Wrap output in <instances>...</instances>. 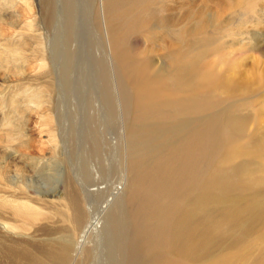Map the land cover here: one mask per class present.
<instances>
[{"label":"bare ground","instance_id":"1","mask_svg":"<svg viewBox=\"0 0 264 264\" xmlns=\"http://www.w3.org/2000/svg\"><path fill=\"white\" fill-rule=\"evenodd\" d=\"M14 1L15 0H0V4H3L4 6H6L7 8L5 9L9 10L10 7H13ZM42 1L43 3L45 2L44 0ZM63 1H66V4H64L65 7L63 8L62 12L61 10L57 9L59 5L57 7L55 5L56 10H58V12L55 10L57 14L56 12L52 13V11L50 12V14H48L49 12L47 11V9L45 10L46 13L48 12L47 14L49 15L48 19L46 18L48 20L47 22L48 28L55 29L57 33L59 32V35L57 36V40L55 41V44H53L54 48L56 49H54L53 51H51L52 48H50L49 39L51 36L52 38H54L55 35L52 32H50L48 28H47V31L49 33L46 32L45 34H42V32H37L38 31V28L36 26V21H37L36 16L37 15L35 16V12L33 10L34 5H32L33 4L32 0H21V2L23 3V5H25V8H26L25 16L23 14L24 12L20 13V11H19L20 14L16 13L15 15L14 13L15 16L11 18H7V19L4 17H1L0 15V64H2L3 61L8 62L7 65L12 64L11 67L9 66L6 67V64L5 66L3 65L4 67L7 68V70L5 71L3 70L5 68L2 69V71H4V74H5L4 77L9 76V73L7 72H11L12 74H15V75H23L24 78H26L27 80L23 82L25 83L24 85H26L27 87V94H26V97L21 98V100L25 99L27 100V102H33V103L35 102V105L37 106H39L40 104L39 102L45 101L50 96L49 92L50 90H52V88H54V87L51 88V85L45 82V80L44 81L42 79L37 80L44 75L43 72L42 74H38V72L39 71L41 72V70L47 71L48 69L56 68L57 73L55 74H57V76H59L60 79L64 80V86L68 85L71 82V78L69 76H72L75 79L84 77L85 79H87V82L92 81V78L88 76L91 73H89L88 70L87 72L85 71V69H87L86 67H84V71H83L84 73L86 72L85 75L81 73L82 70L80 68H83V67L81 66L77 67V64H80V65L82 64L81 59H82V55H83L82 53L84 50L80 51L82 48H79L77 46V40L79 38L77 37L78 36V27H77V20H78L77 16L78 15L76 13H78L77 7L82 6V4H85L84 0H63ZM156 2L157 0H93L92 10L94 11L93 7L95 4L96 9L94 13L97 19V24L96 23L95 24L98 26V29L97 30L92 29V30L93 31L95 30V32H99L100 35H102L101 44L103 48L105 47L104 49H102V52H101L103 54L99 56L96 53L97 51L95 50V47L89 45L88 42L85 44H88V48L89 46H91L90 47L91 53L94 55L93 62H94V59L97 60L96 63L93 64L94 68L96 69L99 65V67L101 68L100 71L102 69L103 71L107 70L106 73L104 72L105 74L100 76L101 77L100 82L97 85L98 87L97 93L95 91V93L97 94V99H94V101L95 102L97 101V103L101 102L100 104L103 105L102 108L104 109L108 108L109 106H111L110 104L114 102L116 103L117 101L118 104H120L122 108L125 109V111H127L129 107V102H131L130 104H132V106L129 109L132 110L133 112L132 114H134V119L146 118V117L147 118L148 117L160 118V117H164L167 114H170L171 117H174V116L176 117L180 113L190 114L192 111L194 112V111L210 109L211 106L213 108L214 106H216L213 104H215L216 101L221 100V99L222 100L235 99L241 96H245L247 94H250L255 89H257L259 86L264 84V72L258 71L257 64L253 66L245 67L244 60H243V63H241L242 62L241 61L238 63L226 64L225 66H223L222 70H219V71L212 70L208 65H205V66L201 65L199 63V60L198 62H191L196 59H194V57H192L193 60L192 58L190 59V54L193 51V50L192 51L190 50L192 48L191 45H189L190 42L197 41L200 39L203 40L205 36H207L208 38V35H206V29L210 27L211 24H216L219 21L218 17H220L221 15V13L215 11L214 13L209 12L210 13L209 16L207 15L208 12L207 13L205 12L206 13V16H205L204 9H197L191 5L183 6L184 7L183 14H180V12H177L179 15H177L174 18L173 17L171 18L170 20L171 30L166 32V34L164 33L167 36V39L166 41H164L165 43H163L165 47L178 44V50L172 55H170V60H171L170 64L171 65L181 64L182 59H186L185 65L188 68V75L187 74L181 75L180 72L176 74H170L169 77L171 79V83H170L171 86L169 82L167 81L169 79L166 80L164 78L165 75L160 76V77L153 75L149 61L139 56V54L142 55L144 53L139 51L138 46L131 45L130 35L134 33H143L144 35L149 36V34L155 35L159 32V30H156L153 27L151 22L152 21L163 22V21H167V19H164V16L162 15L161 11L154 10L152 8L156 4ZM185 2H188V1H185ZM62 3L63 2L61 1V3L59 4H62ZM47 4H50V3L45 4L46 7L48 8L49 5L47 6ZM247 4H249V2H247ZM51 5L53 6V4ZM222 5L223 4H217V9L223 10ZM87 6L89 7L88 4ZM224 7L225 9L229 8L228 5H225ZM84 8H86V6ZM41 15L43 17V14H40V18H41ZM48 15L44 17H47ZM196 17L198 19L197 21H196ZM92 18H89V19L91 20ZM43 19L44 18H42V20ZM44 21L46 22V20ZM83 21L84 20H82L81 23ZM86 24L88 25V23ZM40 25H43V24H40ZM43 26H44L43 29L47 27V25L45 26V23ZM6 27H8L7 29L9 31L6 29ZM18 27L19 29H17ZM83 27L81 29L82 31H84ZM10 28H13V29H10ZM6 30L8 31V33H6L7 32ZM11 30H13L14 32L12 31L13 34H11L10 37L11 36L14 38L16 37L17 39L9 41L8 38L5 36H7L6 34H8V37H9V33H11L10 32ZM47 34L49 35L48 36L49 39L47 37ZM82 36H85V35H82ZM76 37L78 38L77 40H76ZM93 37L95 36L93 35ZM47 41H48V44H47ZM46 44L49 46H47ZM83 46L84 45L80 47H83ZM187 46H190L191 48L189 49ZM186 47L188 49H186ZM57 62H59V66L57 65ZM102 65H104V67ZM0 68H1V65H0ZM77 68L80 70H78ZM172 72L174 73V71ZM110 77L113 78L115 86H116L117 99H115L114 102L112 101V96L109 92V89H107V85L109 84L108 80ZM54 79L56 80V78ZM55 80H53L54 83H55ZM20 81H23V80H20ZM84 82L86 83V81ZM21 83L20 84L18 83V85L21 86ZM54 83H52L53 86H54ZM82 83H80L79 84L80 86H77L78 88L76 89H79L82 86L83 89L85 90L84 87H86V85L83 86ZM175 84H177L176 89L173 88V85ZM34 85H37V86H34ZM178 85L186 89V96L181 97L178 100L172 99L171 97L172 94L178 91ZM71 88L74 91H76L75 87H71ZM57 89L58 91L62 90L61 88L60 89L57 88ZM81 89H79V92ZM56 90H54V92ZM74 91L72 92L74 93ZM22 92H19V94L21 95ZM76 92H78V90ZM79 92H78V95H81L83 93V92L82 93L80 92L81 94H79ZM176 94L178 95V93ZM74 99H76V97H74ZM78 105L79 104H77V106ZM75 108L77 109L78 107H75ZM108 109L110 110V108ZM81 110L83 111V109ZM81 115H83V113ZM215 116H218V115H215ZM261 117L262 115H258L257 117H254V120L252 121V119L241 120L238 118L233 119L234 117L231 119L229 117L222 118V116L221 117L219 116V117H216L217 118L216 120H213L210 123H203V124L196 123V125H192V126L191 124L190 125L187 124L186 120L183 122H177L179 129L178 130L175 129L176 130L175 133L179 137L176 140H174L171 137L172 139L169 143L170 146L168 148H165V147L160 148L162 145L158 143L160 145V147L158 146L159 147L158 151L151 156L150 160H152V166L153 164H159L160 166L157 168H152L150 170L149 169L146 170L145 169L146 166H144V168L142 167L140 170H138L139 171L138 176L133 175L136 173L135 171H134L135 173L131 174L133 175V177H138L137 180L135 179L137 182L142 180L144 177L148 179L147 186H146L144 193L141 192L143 191V189L139 188V186L142 187L141 186L142 183L141 185L134 184L133 186L134 192L132 191V188H131L132 186L129 188V191L130 192L132 191V194H134V195L132 194L131 195L134 197L137 196V194L135 196V192L136 193L141 192L142 194H145L146 196L144 200L139 199L142 202L138 204L137 206H135L134 208H132L130 210L131 212L130 211L128 212L130 214L132 213L130 217L132 219V222L136 224L135 227H137V225L139 226L138 223L142 225L144 221H147L148 223V221L153 218L152 209L156 208V206H158V203L161 202L159 199L165 198V200L169 203L166 206V211H164L165 215L160 219L158 217V219L160 220V225L159 223L158 224L156 223L157 225L156 224L155 226L153 225L154 227L152 226L150 229L148 228L146 229V231L148 232L146 234L148 235H147L145 242L143 241L144 242L143 243L142 241L139 242L136 240L135 242L133 240L131 241L133 242V245L130 244L131 245L130 246V249H131L130 257L132 258L129 259L128 261H124L122 257H119L117 254L116 255L122 260H114L113 253L115 251L122 253L123 250H126V247L129 249L128 247L129 245H126L124 243L125 242L124 237L126 233H128L129 235L130 232H127V231L125 232L124 228L117 227L116 225L114 226V224L112 227H109V222H108V225L106 224L109 228L106 226L107 228L105 227L106 229L104 230L100 226L101 225L100 220L102 217L101 218L99 217L100 220L98 221L97 219L99 218L95 219L96 214L95 215L93 214L94 216H92L91 214L90 216V214L88 213L87 216L83 217L79 213L82 211L81 210L82 208L80 209V206H82V204L79 203L80 200L78 201L77 204L74 200V197H77L76 196L77 193H75L73 189L71 190L69 189L70 183L74 182L71 180L72 178L69 179V177H66L68 178L69 181L70 180L72 181V182H69V185H67L69 191H67V187L65 189L66 192H64L65 191L64 189H63L64 191L61 193L59 191H56V192H59L60 195L57 194L58 196H55L54 197L55 199L48 200L49 199L48 197L47 199L43 197H37L36 195H33L34 197H32V195L28 194L29 190L28 192L25 190L27 189L26 186L28 184L25 185L24 182H22L21 180L17 181L14 179V176H12L13 172L16 174L19 172L20 167L17 165V163L12 160L10 161L11 163L8 164V163H5V160H4L5 158H2V160H4L3 162L0 159V162H2L0 163V213L4 212L6 214L7 213L9 214V215L7 214L8 216H5L4 213H3L4 216L0 215V224L4 228V229H0V232L2 233L3 231L5 234L4 239H2V237L0 239V264H239L240 261L247 258L248 252L251 249V245L254 246L253 259L244 264H264V190L250 191V188L254 184H259V186L264 184V128L260 126ZM85 118H88V117H86L85 115ZM85 118L83 117V120ZM88 121H89V118H88ZM88 123H87V126H88ZM91 123H92V120H91ZM92 125L93 124H91L90 127ZM172 127L173 126L171 125L170 126L171 129L167 128V130L170 129V131L171 130L174 131V128L172 129ZM92 128H88V129L92 131ZM166 134L168 133L166 132ZM50 135L51 134H48V136ZM50 138L51 137H48V139ZM84 138L85 136L83 137V139ZM159 138L163 140V138L161 137ZM80 139H82V137ZM87 139L90 140V137L89 138L87 137ZM53 140H55L54 137H53ZM79 141H80L79 144L81 145V140ZM51 142L49 143L51 144ZM21 143H20V146L23 147L26 142H21ZM53 146L55 145L53 144ZM87 146L88 145L84 146L85 149L87 148ZM96 147H98V145ZM83 149L82 151L84 152ZM55 150L53 151L55 152ZM103 150L100 152L102 153L105 151ZM53 151H49L48 153L50 152L54 153ZM22 152L23 151H20L21 154H23ZM83 154L84 153H82L81 155L83 156ZM85 155H86V152H85ZM52 157H55V156H52ZM242 157H246V160L252 159V161L250 163L244 162L243 165H241L242 167L239 170H235L236 172H235V175L233 176L232 169L229 170L227 166L230 163H232L234 160L236 161L237 159H240ZM88 158L90 160L91 157L89 156ZM136 158L138 159V161L140 160L138 157ZM49 160L53 161L52 159H49ZM74 160H80V159L78 158ZM101 160L102 159L100 158V161ZM55 161H58V160H55ZM71 162L72 161H70V163ZM73 162H76V164L78 165L79 164L81 165V163L82 164L84 163L83 160L81 161V163H77V161H73ZM100 163L103 169L105 167L108 168L107 164H106L107 166H105V164H102V162ZM48 164L49 162L47 161V166ZM56 164H59V162H57ZM76 164L74 167H76ZM103 165L105 167H103ZM85 166L83 168H85ZM133 167L135 168L134 165ZM107 168L106 170H108ZM73 169H77V167ZM78 169L77 171H79ZM32 170H29V171H32ZM38 171L42 172V170H38ZM77 171L75 170V174ZM95 171H91V172L94 173ZM129 171L127 173L131 172ZM78 173H80V171ZM87 174H85V176ZM76 175L72 176V177H75V181L78 180V177H80L81 173L79 176H76ZM91 175L93 174L91 173ZM82 177H84V175ZM231 177L233 178L234 181L228 180ZM127 179H130V178H127ZM131 179H134V178L131 177ZM138 179L140 180L138 181ZM79 182L80 181H78V183L76 184H79ZM130 182H128V185ZM125 183H126V179H125ZM71 185H74V184H71ZM86 185L88 186V184ZM130 185H133V183L132 184L130 183ZM80 186H83V185L80 184ZM93 186H94V183H93ZM78 187H75V188H78ZM92 188L93 187H91V189ZM81 189H83V187ZM81 189L79 190L81 191ZM215 189L218 192H215ZM83 191L85 190L83 189ZM97 191H101V189ZM193 191H198L196 193L197 198L193 200H189V202L185 206L183 201L188 200L189 195ZM89 193H90V190H89ZM214 193L217 195L218 194L221 195V198L226 203L225 204L226 208H224L225 210L222 212L223 214L221 217L212 220V219H209L210 217L208 218L209 216L208 214L210 213H207L204 211L210 204L209 198L211 196L209 195L214 194ZM98 194L96 196H98ZM96 196L93 199H96ZM78 197H77V200L81 198V197L79 198ZM139 197H141L140 194H139ZM170 197H173V199L168 201V199H171ZM130 198L132 197H129V200ZM116 199L118 198L116 197ZM137 199L138 198H136V200ZM118 200H120V198ZM129 200L127 199L128 202L133 204V202H131V200L133 199H131L130 201ZM49 202H54L56 204V207L54 209L52 208L54 211L55 210L66 211L68 212V217L70 213L72 218H70V220L68 221L71 222V225L75 223L76 221L79 222L80 220L78 219H81V220L82 218L84 219L81 224L82 230H81V233L79 234L80 238L75 239V240L73 239L75 242L72 241L76 244V245H73L72 250L68 249L67 247L68 245L66 244V242L62 243L63 240L61 241L60 239L59 240L61 242H43V241L41 242L40 241L39 243H35V242L33 243L30 240L22 241L23 238L21 240L16 239L19 237L16 235L17 233L26 234V235L30 234L31 236H34L35 231L33 230L34 234L32 235L31 232H28V230H30L35 225L32 223L33 226H31V224L29 225L28 222L26 221H29V220L37 221V220H40L42 217H44L46 214H48L50 210H52L50 209L52 205H50ZM115 202H118V201H115ZM83 203L86 204L88 202L84 201ZM125 203L127 204V202ZM130 203H128L127 205L129 206ZM134 203L136 205L135 201ZM78 204H81V205L79 206ZM112 204L114 203L112 202ZM180 205L182 206L184 205L185 208L184 209L180 208L179 210L178 206ZM86 206L88 205L86 204ZM105 206L103 207V209L105 208ZM78 207L81 211L78 210ZM110 207L108 205V209ZM118 207L120 208L121 205ZM103 209H101V214H103L102 212ZM218 209L220 208H217V210ZM98 211L100 210L98 209ZM181 212L182 213L184 212V213L181 215L180 214ZM200 212H203V213H200ZM91 213H93V211ZM214 213H212V215H214ZM59 214L57 215L59 216ZM178 214L180 216H177ZM216 214L215 216H217L219 213L217 215ZM110 215L113 216L111 213ZM126 215L127 214H125V216ZM125 216L121 217L120 220L124 219L126 221L127 219L125 218L128 216L126 217ZM103 217H105L104 214H103ZM191 217H195V218H191ZM22 218L24 219L22 220V223L25 221L24 224H20ZM53 218L55 219V217ZM57 218H60V216ZM113 219L115 223L116 220L115 218ZM48 220H49V217H48ZM105 220L102 219V223H105L104 222ZM129 220L130 219H128V221ZM107 221H111V219L106 220V222ZM252 222L256 223L255 230L253 232L248 229V231L250 232H245V234H243V236L237 239L236 241L230 242L225 239L224 236L230 233L229 229H231L233 226L234 227L236 226L237 228L239 224L241 223L250 224ZM37 223L39 222L37 221ZM130 223L131 222L129 223L126 222V224L125 223L124 224L125 225L128 224L129 226ZM26 224H28L27 225L28 227H26ZM53 225L52 227H56L55 225L54 226ZM76 225L78 224L76 223ZM151 225L152 223L150 224V226ZM173 225L174 226L177 225L178 229H175L176 231L174 230V232L172 233L171 229ZM29 226L31 227L30 229H29ZM38 227L39 226H37L36 229H38ZM140 227H137L135 229L137 230L134 233L135 237L137 236L139 238H142L140 236L143 234V231L145 229L139 232L138 230L142 228ZM44 229L45 228H43V231ZM100 229H102V231ZM71 230H74L73 233L76 232L74 228ZM104 231H106V233H104ZM103 234H105V236H103ZM134 235L132 236L134 237ZM257 237L260 239V243H259L260 247L255 246V244L258 242ZM104 238L107 239L108 241V244H109L108 250L106 249V245L102 243ZM139 238L137 240H140ZM221 238H223L221 247L220 248L217 247L218 249L216 250L214 249L212 250V252L205 254L204 252L205 247L208 246L209 244L211 245V243H214L217 239H221ZM155 247H157V250L160 252L158 254L156 253L151 254L150 252L151 251L153 252ZM214 247L216 248V246ZM144 253H147L149 255V260L147 259L148 261H143L145 256L142 257V255ZM93 256H96V258L95 257L93 258ZM78 259L79 260L84 259V260H82V262H77Z\"/></svg>","mask_w":264,"mask_h":264},{"label":"rangeland","instance_id":"2","mask_svg":"<svg viewBox=\"0 0 264 264\" xmlns=\"http://www.w3.org/2000/svg\"><path fill=\"white\" fill-rule=\"evenodd\" d=\"M44 1H45L44 2L45 4L50 3V4H47V6L48 5L50 6L51 4H53L54 7L51 5L52 7L50 6V8H49V6H48V8H49L48 9L42 0L41 1L40 0H32V2H33L32 5H34L33 10L35 12V16L36 15L38 16V17L36 16V20H37L36 26L38 28L37 32H42V34H45L46 32L49 33L47 31V28H48V23H47L48 20L47 19L49 17L48 14H50L51 11H52V13H55L56 11L58 12V10H56V8H55V5H56V7L59 5L57 7V9L61 10V12H62L63 8L65 7L64 4H66V1H63V0H61L63 2L62 4H59V3H61L60 0H58V1L57 0H44ZM185 1H188V2H185ZM247 2H249V4H247ZM17 3H19L20 5L22 4L21 7ZM84 3L85 4H82V6L77 7L78 13H76L78 16L80 15L79 17L77 16V18L79 20V21L77 20V27H78V36L77 37L79 38L78 39L76 37V40L78 39L77 40V46L79 48H82L80 51L84 50L83 53L81 52L84 55V57L82 55V59H81L82 64L81 65L77 64V67L78 66L83 67V68H80V67L79 68L82 70L81 73H83L84 75L87 72V70L89 71V73H91L90 75H88L89 73L87 74L90 78H92L91 82L90 81L87 82V79H85L84 77H82L83 79L82 78L75 79L72 76H69L71 78V82L68 85L64 86V80L60 79V77L57 76V74H55V73H57L56 68L55 69H48L47 71L41 70V72L39 71L38 74H42V72H43L44 75L37 80H40V79H42L43 81L45 80V82H47L48 84L51 85V88L52 87H54V88H52V90H50V92H49L50 96L45 101L39 102L40 104H39V106H37V105H35V102L34 103L33 102H27V100H25V99L21 100V98H25L26 94H27V87H26V85H24L25 83H23V82L27 81L26 78H24L23 75H15V74H12L11 72H7V71L6 72L9 73V76H7V77L5 76L6 77L5 78L4 77V75H5L4 71L7 70V68H6L7 66L11 67L12 64L9 63L10 65H7L8 62H5V61H3L2 64H0L1 65V68H0L1 69L0 70V157L1 158L0 159L2 160V158H5L4 159L5 163H8V164L11 163L10 161H12V160L17 163V165L20 167L19 172L17 174L14 172L12 174V172H11V174H12V176H14L15 180H17V181L21 180L22 182L25 183V185L28 184L26 186L27 189H25V190L27 192L29 190L28 194L32 195V197H34L33 195H36L37 197H43V198L48 197L49 198V199L47 198L48 200L55 199L54 197L58 196L57 194L60 195V193L66 189L67 185H69V182L74 181L75 183L74 182L70 183V185L71 184H74V185H71V186L69 185V187H70L69 189L70 190L73 189L75 191V193H77L76 196L81 197V198L78 197L79 198L78 200H77V197H74V200H75L76 204L80 200L79 203H81L83 207L80 206L81 204H78L80 206V209L82 208L81 209L82 211L79 209V207H78V210L81 211L79 213L83 217L87 216L88 213L90 214V216H91V214H92V216H94L96 214L95 215L96 218L94 217L95 219L102 217L101 220H100V218L97 220L98 221L100 220V224H101L100 226L104 230L108 227L107 225L109 222V227H112L114 224V226L116 225L117 227L124 228L125 232L126 231L130 232L129 235H128V233H126L127 235L125 234V237H124V241H125L124 243L126 245H129L128 246L129 249L126 247V250H123L122 253L117 252V251L114 252L115 254L113 253L114 260H122L123 259L124 261H128L129 259L132 258V257H130V253H131L130 246L133 245V242H131V241L133 240L135 242V240H136L139 242L140 241L145 242L147 235H148V234H146V233H148L146 231V229L147 228L150 229L153 225L155 226L156 223L157 224L159 223V225H160L159 219L165 215L164 211H166V206L169 203L165 200V198L162 199L161 197H159L162 200L158 198L161 202L158 203V206H156V208L152 209V214H153L152 217L153 218L152 219L150 218L151 219V220H149L150 222L148 221L149 225H148L147 221H144L143 223L141 222L142 225H140V223H138L139 226L137 225V227L141 226L143 228L142 229L140 227L141 229L138 230L139 232L143 231L145 229L143 231V234L140 236L142 238H139L137 236L135 237L134 233L137 231V230H135L137 227H135L136 224H134L132 222V219L130 217L132 213L130 214L128 212L132 208H134L135 206L140 204L142 202L140 200H144V198L146 197L145 194H142V193L145 192L148 179L145 177L143 178L144 180L142 178H140L142 180L138 179V181L139 180L140 181L137 182L136 180L138 177H133V175L138 176V174H139L138 170H140L142 167L144 168V166H146L145 167L146 170H148V169L150 170L152 168H157L160 166L159 164H153V166H152V160H150L151 156L158 151L160 145H162L160 148H164V147L168 148L170 146L169 143H170L171 139L173 138L174 140H176L179 137L175 133V131L179 129L177 122H183L186 120L187 124H189V125L191 124V126H192V125H196V123L197 124L210 123L211 121L216 120L217 119L216 117H219V116L220 117L222 116V118L223 117H227V118L229 117L231 119L234 117L233 119L238 118L241 120L252 119V121H253L254 117H257L258 115H262L261 120H260L261 121L260 126L262 128H264V84L259 86L253 92H251L250 94H247L245 96H241V97L235 98V99L218 100L215 102V104H213L216 106H214L213 108L211 106L210 109H207V110H200V111H194V112L192 111L193 113L191 112L190 114L189 113H185V114L180 113L176 117L175 116L171 117L170 114H167L164 117H160V118H154V117H148L147 118L146 117V118L134 119V114H132L133 113L132 110L129 109L132 106V104H130L131 102H129V107H128L127 111H125V109H123L122 106L120 104H118L117 101H116V103L114 102L115 99H117V97H116V86H115L113 78L110 77L108 80V83L110 85L109 84L107 85V89H109V92L112 96V101L114 103L110 104L111 106L108 107V108H110V110L108 108L104 109V108H102L103 105L100 104L101 102L97 103V101L95 102L94 99H97V94H96L97 89H98L97 85L100 82V78H101L100 76L105 74L107 70L103 71V69H102L100 71L101 68L99 67V65H98L99 68L98 67L96 68L97 70L94 68L93 64H95L97 60L94 59V62H93L94 55L91 53L90 47L91 46L95 47V50L97 51L96 53L99 56L103 54L101 52H102V49H104L105 47L103 48V46L101 44V36L102 35H100L99 32H95V30L98 29V26L96 25L97 24V19L95 17L96 15L94 13L96 6L94 4V7H93L94 11H93L92 10L93 0H84ZM86 3L89 5V7L87 6ZM217 4H223L222 5L223 10L217 9ZM17 5H19V6H17ZM185 5H191L197 9H204V13L208 12L207 13L208 16L210 15V13H214L215 11L221 13L220 17H218L219 21L216 24H211V26L206 29V35H208V38H207V36H205V38H204L205 40L200 39L197 41L190 42L189 45H191L192 48L190 46H187L189 49L191 48L190 49L191 51L193 50L192 53L190 54V59L192 57H194V59L197 60V61L193 60V58H192L193 61H191V62H198V60H199V63L201 65H203V66L208 65L212 70L219 71V70H222L223 66H225L226 64L238 63L241 61H242L241 63H243V60H244V66L245 67L246 66H253V65L257 64L258 71L264 72V0H157L156 4L152 8L154 10L161 11L162 15L164 16V19H167V21H163V22H157V21L151 22L153 27L156 30H159V32L155 35L149 34V36H146L143 33H134V34L130 35L131 45L138 46L139 51L144 53L142 55L139 54V56L142 58H145L146 60L149 61L153 75L159 76V77L165 75L164 78L166 80L167 79L170 80V81L167 80L169 82V84L171 83V79L169 77L170 74H176V73L180 72L181 75H185V74L188 75V68L185 65L186 59H182L181 64H172V65L170 64V61H171L170 55H172L173 53H175L178 50V44L172 45V46H166V47L163 45V43H165L164 41H166V39H167V36L165 35L166 32L171 30V28H170L171 18L172 17L174 18L177 15H179L177 12H180V14H183V8H184L183 6H185ZM225 5H228L229 8L225 9V7H224ZM37 6H38V8H37ZM83 6L84 7L86 6V8H84ZM39 7H41V8H39ZM44 7H46V8H44ZM1 8H2V10H1ZM5 8H7V7L4 6L3 4H0V13H1L0 15H1V17H4L6 19L15 16L16 13L20 14V13L24 12L23 13L24 16L26 13L25 5H23L21 0H19V1L15 0L13 7H10V8L8 7L9 10L5 9ZM46 9L49 12V13L47 12L48 14L45 11ZM19 11H20V13H19ZM38 12L40 14H43V17L41 15V18H40V14ZM57 12H56V14H57ZM14 13H15V15H14ZM206 13H205V16H206ZM46 15H48V16L44 17ZM42 18H44V19L42 20ZM89 18H92L93 20L92 19L90 20ZM40 20L42 22L44 20H46V22L44 21L42 23ZM82 20H84V21L81 23ZM197 20L198 19L196 17V21ZM38 21H40L41 23ZM44 23H45V26L47 25V27L44 28L46 30L43 29ZM86 23H88V25ZM40 24H43V25H40ZM83 25L85 28L83 27ZM39 27H41V28H39ZM82 27H83L84 31L81 30ZM7 28L8 27H6V29ZM10 29H13V28H10ZM17 29H19V27ZM92 29H95V30L93 31ZM48 30H50V32H52L55 35L54 38H52V36H51L49 39V37H48L49 35L47 34L48 39L51 41V42L49 41L50 48H52L51 51H53L54 49H56V48H54L53 44H55V41L57 40V36L59 35V32L57 33L56 30L52 29V28H50V29L48 28ZM8 31L6 33H8ZM12 31L13 30L10 31L11 33H9V37H8V34H6L7 36H5L8 38L9 41L17 39L16 37L15 38L12 36L10 37V35L13 34V32H14V31L13 32ZM82 35H85V36H82ZM86 35H87V37H86ZM93 35L95 37H93ZM89 39H90V41H89ZM206 40H208V41H206ZM87 42L89 45H91V46H89V48H88V44H85ZM47 44H48V41H47ZM46 45H45V47H46ZM49 45H47V46H49ZM82 45H84V46L80 47ZM105 46H106V44H105ZM187 47H186V49H188ZM47 53H48V51H47ZM90 57H91V59H90ZM245 62H246V64H245ZM5 64H6V67H4ZM57 65L59 66V62H57ZM102 66L104 67V65H102ZM84 67L87 68V69H85V71H86L85 73L83 72ZM3 68H5V69H3ZM2 69L4 71H2ZM80 69H78V70H80ZM48 71H50V72H48ZM172 71H174V73ZM54 78H56V80ZM20 80H23V81H20ZM53 80H55V83ZM84 81H86L87 84ZM16 82H18L19 84L22 82L21 86L18 85V83H16ZM82 82H84L85 84ZM52 83H54V86L52 85ZM80 83H82L83 86L86 85V87H84L85 90L83 89L82 86H81L82 89L79 88L82 90V91L80 90L81 93L83 92L82 94L79 92V89H76V88H78L77 86H80L79 85ZM112 84H114V85H112ZM179 85H178V91H176L172 94V96H171L172 99L178 100L181 97L186 96V89L183 87H180ZM34 86H37V85H34ZM170 86H171V84H170ZM174 86H176V87H174ZM71 87H75L76 91L78 90L79 94H81V95H78V92L74 91ZM57 88H59V89L61 88L62 90L58 91ZM173 88L176 89L177 84L173 85ZM54 90H56V91L54 92ZM18 91L19 92L23 91V92L20 95ZM72 91H74V93ZM95 91H96V93H95ZM176 93H178V95ZM76 95H78L79 97ZM74 97H76V99H74ZM101 101H102V99H101ZM95 103H96V105H95ZM77 104H79V105L77 106ZM30 105H31V107H30ZM74 106L78 107V108L76 109ZM80 107H81V109H83V111L80 109ZM84 109H86V110H84ZM123 110L125 111V113ZM81 112L83 113V115H81L82 114ZM85 115H86V117L89 118L90 122L88 121V118H85ZM211 115H213V116H211ZM215 115H218V116H215ZM81 116H83L86 119V121H85V119L83 120V117H81ZM170 118H172V119H170ZM91 120H92V123H91ZM175 120H176V122H175ZM162 121H164V122H162ZM193 122H194V124H193ZM87 123H88L89 127L87 126ZM89 124L90 125L93 124V125L90 127ZM171 125L173 126L172 129L174 128V131H172V130L170 131ZM88 128H92V131H94V132L90 131V129H88ZM167 128H170V129L167 130ZM152 132H154V133H152ZM157 132H159V133H157ZM166 132L168 134H166ZM48 134H51V135L48 136ZM52 136L55 138V140H53ZM78 136H80V137H78ZM84 136H85V138L83 139ZM165 136H167V137H165ZM48 137H51V138L48 139ZM81 137H82V139H80ZM87 137L88 138L90 137V140L87 139ZM159 137L163 138L164 141L162 139H160ZM168 138H169V140H168ZM79 140H81V145L79 144L80 143ZM53 141H54V143H53ZM141 141H142V143H141ZM21 142H26L25 143L26 146L25 145H24L25 147L20 146ZM49 142H51V144L53 143L55 146H53V144L51 145ZM89 142L91 143V145ZM163 142H164V144H163ZM57 145H58V147H57ZM86 145H88V146L85 149L84 146H86ZM97 145H98V147H96ZM99 145H100V147H99ZM20 148H21V150H20ZM50 148L53 150L56 149L55 152L53 150H51ZM82 149L84 150V152L82 151ZM18 150L23 151L22 152L23 154H21L20 151H18ZM102 150L104 151V152H102L103 154L100 152ZM49 151H53L54 153H51V152L48 153ZM81 151H82V153H84L83 156L81 155L82 154ZM132 151L134 154L132 153ZM85 152H86V155H85ZM25 153H26V155H25ZM78 154H79V156H78ZM130 154L132 157L130 156ZM20 155L22 156V158ZM38 155H40V156H38ZM49 155H51V156H49ZM80 155L83 157V159ZM52 156H55V157H52ZM77 156L80 160L82 159L84 161L83 164L81 163L82 160L81 161L80 160H74V159H78ZM89 156L91 157L90 160L88 158ZM136 157H138L140 160L138 161V159ZM100 158L102 159L101 161H100ZM38 159H39V161H38ZM40 159H41V161H40ZM49 159H52L54 162L50 161ZM4 160H2V162ZM55 160H58V161H55ZM67 160H68V162H67ZM105 160H107V161H105ZM47 161L49 162V164L51 166L49 164H48L49 167L47 166ZM70 161H72V162L77 161V163H81V165L79 164L80 165L79 166L78 164H76V162L70 163ZM251 161H252V159L246 160V157H242L240 159H237L236 161L234 160L233 161L234 163L233 162L230 163L227 166V168L229 170L232 169L233 176H234L235 172H236L235 170H239L242 167L241 165H243L244 162L250 163ZM2 162H0V163H2ZM57 162H59V164H56ZM87 162L89 165L87 164ZM90 162L92 163V165ZM96 162H97V164H96ZM100 162H102V164H105V166L108 165V168L103 165V167H105L103 169ZM139 163H140V165H139ZM67 164L68 165L70 164V165L68 166ZM75 164H76L77 169L82 167V168L78 169L80 171L81 175H80V173H78L79 171H77V169H73V168H76V167H74ZM85 164H86V166H85ZM121 165L123 168L121 167ZM133 165L135 166V168L133 167ZM71 166H72V168H71ZM84 166H85V168H83ZM138 166H139V168H138ZM106 168L108 170H106ZM130 168H132L133 170ZM37 169L42 170V172L38 171ZM29 170H32V171H29ZM75 170L77 171L76 172L77 175L75 174ZM89 171H90V173H89ZM91 171H95V172L93 173ZM102 171H104V172H102ZM122 171H123V173H122ZM128 171L130 173H127ZM87 173H89L90 175ZM91 173L93 175H91ZM132 173H135V174L131 175ZM51 174H52V176H51ZM82 174L84 175V177H82L83 176ZM85 174H87V175L85 176ZM41 175L43 176V178ZM75 175L76 176L80 175V177H78L77 181H75V177H72ZM66 177H69V179L72 178L71 179L72 181L71 180L69 181L68 178H66ZM131 177L134 179H131ZM232 177L228 180L234 181ZM127 178H130V179H127ZM125 179H126L127 184L125 183ZM130 180H131V182H130ZM78 181H80L79 184H76V183H78ZM128 182H130L131 184L133 183V185H130V183H129V185H130L129 186ZM93 183H94V186H93ZM141 183H142V185H141ZM80 184L83 186H80ZM86 184H88V186L91 184L89 186L90 188ZM134 184H138V185H141L142 187H144V188H142L139 186L140 189H143V191H141L142 193L138 192L141 197H139V194L136 192H135V196H136V194H137V196L136 197L132 196V195H134V194H132V191L134 192V190H133ZM74 186L75 187L79 186V187L75 188ZM82 187L85 191H83V189H81ZM91 187H93V188L95 187L96 189L92 188L93 189L92 190ZM130 187L132 188L131 192L129 191ZM252 187H253V189H252ZM252 187L250 188V191L264 190V184L261 186H259V184H254ZM69 189L67 187V191H69ZM77 189H78V191H77ZM79 189H81V191ZM99 189H101V191H97ZM89 190H90V193H89ZM95 190L97 191V193ZM103 190H104V192H103ZM54 191H55L56 195H55ZM56 191H59L60 193L56 192ZM64 192H66V190ZM197 192L198 191H193L189 195L188 200L183 201L185 206L187 205L189 200H193V199L197 198V194H196ZM215 192H218V191L215 189ZM82 193L85 197L82 195ZM42 194H43V196H42ZM97 194H98V196H96ZM95 196H96V199H93V198H95ZM112 196H113V198H112ZM209 196H211L209 198L210 204L206 208V210L205 211L203 210V211L210 213V214H208L209 215L208 218L210 217L209 219L213 220V219H216V218H219L222 216V214H223L222 212L225 210L224 208H226L225 207L226 203L221 198L220 194L217 195L214 193V194H210ZM116 197L118 199L120 198V200L116 199ZM129 197H132V198H130V200L133 199V200H131V202H133V204H131L130 202L127 201V199L129 200ZM136 198H138L137 200L140 199L139 200L140 202L137 201ZM170 198L171 199H168V201L173 199V197H170ZM83 200L88 202V203H86L88 206H86V204L83 203L84 202ZM111 200L114 204H112ZM115 201H118V202H115ZM134 201L136 202V205H135ZM125 202H127V204L130 203L129 206ZM49 203H50V205L54 206V207L51 206L50 209H52V208L54 209L56 207V204L54 202H49ZM95 203L96 204L98 203L97 204L98 206ZM106 203H108V204H106ZM124 203H125V205H124ZM108 205H109V207L111 206L109 209H108ZM120 205H121V207L119 208L118 206H120ZM184 205L178 206L179 210H180V208L184 209L185 208ZM104 206H105V208L103 209ZM126 206H128V207H126ZM217 208H220V209L217 210ZM53 209L50 210V212L51 211L53 212L54 211ZM98 209L100 211H98ZM101 209H103L102 212H103L104 216L105 217L107 216L106 218L103 217V214H101ZM202 209H204V208H202ZM106 210H107V212H106ZM207 210H209V211H207ZM215 210H217V211H215ZM92 211H93V213H91ZM104 211H105V213H104ZM162 211H163V213H162ZM220 211H221V213H220ZM50 212L48 214H46L44 217H42L40 220H37L39 223H37L36 220L26 221V222H28L29 225L31 224V226H33V224L36 227L39 226L38 227L39 230L36 229L35 226H33L32 228L29 226V229L31 228L30 229L31 231L28 230V232H31L32 235L34 234V232H33V230H34L37 237L35 236V234H34V236H31L30 234H28L29 235L28 236L26 234L17 233L16 235L19 237L16 239L21 240L23 238L22 241H29L30 240L33 243L34 242L39 243L40 241L41 242L42 241L43 242H61L63 240L62 243L66 242V244L68 245V246L66 245L68 247V249L72 250L73 245H76L74 243L75 242L74 240L80 238L79 234L81 233V230H82L81 224H82V221L84 219L83 218H82V220L78 219V220H80L79 222L76 221L75 223H73L71 225V222L68 221V220H70V218H72L70 213H69V217H68V212H66V211L55 210L54 211L55 214H54V212L53 213L51 212L52 214ZM3 213H0V215L1 216H4V214H5V216L9 215L8 213H7L8 215L6 213H4V214ZM110 213L113 216L115 214V216L114 217L111 216ZM183 213L181 212L180 214L182 215ZM200 213H203V212H200ZM212 213H214V215H212ZM216 213L217 214L219 213V214L217 215ZM57 214H59L60 218H57V217H59ZM125 214H127L126 216H128V217H126ZM215 214L217 216H215ZM97 215H98V217H97ZM117 215L120 217H118ZM211 215H212V217L213 216L214 217L212 218ZM110 216L115 218V220H116L115 223H114V219L111 218ZM123 216L126 217V218L124 217L125 219H127L126 221L124 219L123 220L121 219L122 221L120 220V218ZM177 216H180V215L178 214ZM48 217H49V220H48ZM53 217H55V219ZM158 217H159V219H158ZM104 218L106 220L111 219V221L106 222V220ZM191 218H195V217H191ZM43 219H44L45 223H44ZM102 219L105 220L104 221L105 223H102ZM128 219H130V220L128 221ZM22 220H24V219L23 218L21 219L20 224L25 223V221L22 223ZM41 222L44 223L45 225L42 224ZM68 222L70 225L68 224ZM119 222H121L122 225L124 223L126 224V222L127 223L131 222V223L129 224V226H128V224L127 225L124 224L125 226L123 225V227H122L121 223H119ZM76 223L78 225H76ZM151 223H152V225L150 226ZM28 224H26V227H28L27 226ZM53 224L56 227H52ZM255 224L256 223H253V222L250 224L249 223H241V224H239V226L237 228H236V226L235 227L233 226L231 229H229L230 233L226 234L224 237L227 241H230V242L236 241L237 239L241 238L243 236V234H245V232H250V231L253 232L255 230ZM0 227H1L0 229H4L1 226V224H0ZM173 227H175V228H173ZM43 228H45V229L47 228L46 231H45V229L43 231ZM73 228L76 230V232H75L76 234L73 233L74 230H71ZM250 228H252V229H250ZM175 229H178L177 225L172 226L171 232L173 233ZM248 229L250 231H248ZM100 230L102 231V229H100ZM242 231H244V232H242ZM71 233H72V235H71ZM104 233H106V231H104ZM0 235H1L0 239H1V237H2V239H4L5 234L3 231H2V233L0 232ZM132 235H134V237ZM103 236H105V234H103ZM126 236L129 238H127ZM237 236H238V238H237ZM252 237H253V235H252ZM63 238H65V239H63ZM138 238L140 240H137ZM223 238L217 239L214 243H211V245L209 244L208 246H206L204 249L205 254L212 252V250H214V249L216 250V249L220 248L222 245V239ZM38 239H39V241H38ZM257 239H258V242L255 244V246L260 247V245H259L260 239L258 237H257ZM72 241H74V242H72ZM102 243H104V245H106V249L108 250L109 244H108L107 239L104 238ZM214 246H216V248ZM127 251H129V252H127ZM253 251H254V246L251 245V249L248 252L247 258L240 261L239 264H244L246 262L251 261L253 259V255H254ZM159 252L160 251L157 250V247H155L153 252L151 251L150 253L151 254H154V253L158 254ZM116 254L119 257H122V259L119 258ZM144 256L145 257L147 256V257L145 258ZM94 257L96 258V256H93V258ZM142 257H144L143 261L149 260V255L147 253H144L142 255ZM113 258H111V259H113ZM82 260H84V259H82ZM82 260L78 259L77 262H82Z\"/></svg>","mask_w":264,"mask_h":264}]
</instances>
